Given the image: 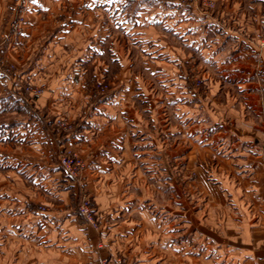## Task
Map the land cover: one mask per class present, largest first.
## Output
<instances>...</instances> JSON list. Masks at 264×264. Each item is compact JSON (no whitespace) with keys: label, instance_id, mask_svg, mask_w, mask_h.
Segmentation results:
<instances>
[{"label":"crops","instance_id":"crops-1","mask_svg":"<svg viewBox=\"0 0 264 264\" xmlns=\"http://www.w3.org/2000/svg\"><path fill=\"white\" fill-rule=\"evenodd\" d=\"M214 2L0 0V264H264V0Z\"/></svg>","mask_w":264,"mask_h":264},{"label":"rangeland","instance_id":"rangeland-1","mask_svg":"<svg viewBox=\"0 0 264 264\" xmlns=\"http://www.w3.org/2000/svg\"><path fill=\"white\" fill-rule=\"evenodd\" d=\"M22 19V18H21ZM2 70L4 71V72H8V73H10V74H14V76H16L15 74L18 72V70H16V68L14 67V66H2ZM12 74V75H13ZM95 80L97 81V80H100V81H102L103 83H105V84H108V86H109V91H110V89H111V87H112V85L110 84V82L108 81V80H103V79H94V80H90V81H88V83L86 82V84H85V87H88V89L89 90H93L94 92H95V94L96 95H94V97H97L98 99H100V98H102L104 95H107L108 94V92L109 91H107V92H104V93H102V92H96L95 91V89L94 88H92V85L94 84V82H95ZM193 80V82L195 83L194 84V86H196V88L202 83V81L200 80V82H199V79L198 78H196V79H192ZM199 82V83H198ZM36 87V86H35ZM37 88H40V87H37ZM43 90H44V88L43 87H41ZM34 89H36V88H34ZM24 91L25 90H15V94L17 95V98L21 101H23V98H25L26 97V95H24ZM33 92H34V98L36 99V98H38V96H40V95H42L43 93H44V91H43V93H41V94H39V93H37V90H32ZM2 97V98H1ZM6 97V95H4V96H1L0 95V102L4 99ZM16 98V97H15ZM30 98V101L31 102H33L31 99L33 98V97H29ZM18 100V101H19ZM17 101V102H18ZM4 112L2 111H0V120H5V118H6V116L3 114ZM62 119H64V120H66L67 122H69L70 124H71V128H70V130L69 131H67V132H72V131H74L75 129H76V126L75 125H73V122H70V120H68V119H66V118H62ZM59 127V126H58ZM59 128H61V127H59ZM62 130H64L63 128H61ZM64 131H66V130H64ZM64 133V132H63ZM68 150H71L72 152H76V151H74V150H72V149H65L64 148V150L62 151V155L63 154H65ZM77 153V152H76ZM78 154V153H77ZM61 155V156H62ZM81 160H82V162H83V164H84V167H82L81 169H77L76 171H75V173H74V176L73 175H69L68 173H67V171L65 170V168L63 167V169H64V171L67 173V175H69L70 177H74V178H77V181L80 183V181H81V183L79 184L80 185V193H79V202H78V206H77V208L79 207V204H80V201H81V198H82V196L84 195V194H88L89 196H90V198H91V200H92V205H93V208H94V204H93V197H92V194L88 191V190H86L85 189V187H84V185H81L82 184V180H80L81 179V175H82V173H83V170H84V168H85V166H86V163H85V161H84V159H82L81 158ZM61 161V160H60ZM76 174V175H75ZM82 187V188H81ZM79 211V210H78ZM80 213V212H79ZM81 214V213H80ZM94 214L96 215V211H95V208H94ZM189 241V240H188ZM176 242V251H178V250H182V247H178V245H177V241H175ZM202 242H200V240L198 239V238H195V239H190V247H188L187 248V251H185L184 253H181V254H178L177 252H176V255L173 257V261H174V263L175 264H213V262L212 261H209V258H211V257H213V255H211L210 254V252L209 253H207V254H204V252L203 253H201L200 251V248L199 247H201L203 244H201ZM208 260V261H207ZM211 262V263H210Z\"/></svg>","mask_w":264,"mask_h":264},{"label":"built area","instance_id":"built-area-1","mask_svg":"<svg viewBox=\"0 0 264 264\" xmlns=\"http://www.w3.org/2000/svg\"><path fill=\"white\" fill-rule=\"evenodd\" d=\"M179 4L182 5H188V4H201V5H206L210 8L215 6L214 0H173ZM0 25H1V17H0ZM200 82V80H199ZM198 82V83H199ZM92 88L95 89L96 92H107L109 91V86L108 84L103 83L100 80H95L94 84L92 85ZM34 90H37V93L41 94L43 93L42 88H36ZM57 126L63 128L66 131H69L71 128V124L67 122L64 119H57L56 121ZM61 164L67 171L69 175H73L75 171L78 169H81L84 167V164L80 158V156L76 152H72L71 150H68L65 154L61 156ZM82 166V167H81ZM76 175V174H75ZM79 212L84 215L88 221L95 227H99V224L97 222L96 215L94 214V208L92 205V200L88 194H84L81 198L79 207H78ZM116 264H127L123 262V260H118Z\"/></svg>","mask_w":264,"mask_h":264}]
</instances>
